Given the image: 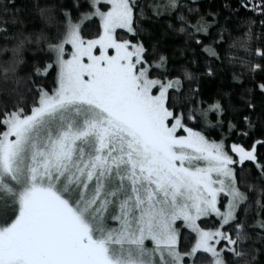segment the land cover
<instances>
[{"label":"snow or ice","instance_id":"6c2138e0","mask_svg":"<svg viewBox=\"0 0 264 264\" xmlns=\"http://www.w3.org/2000/svg\"><path fill=\"white\" fill-rule=\"evenodd\" d=\"M35 8L29 29L17 0H0V84L12 85L0 100V264H258L264 139L230 142L250 133L228 118L229 93L204 99L199 76L239 65L254 112L264 32L229 43L216 14L186 0ZM240 8L264 26V0ZM161 18L188 65L203 58L199 76L145 42V22Z\"/></svg>","mask_w":264,"mask_h":264},{"label":"trees","instance_id":"16d2710c","mask_svg":"<svg viewBox=\"0 0 264 264\" xmlns=\"http://www.w3.org/2000/svg\"><path fill=\"white\" fill-rule=\"evenodd\" d=\"M44 0H17V5L22 8L21 15L25 19V27L29 29L38 28L39 17L35 8L37 3H43ZM145 4L152 3V0H142ZM241 0H186V6L191 5L193 8L198 9L200 14L208 16L209 13H215L219 25L223 26L225 37L228 38V42L239 41L244 39L240 34L245 32L251 27L256 36L259 37L264 32V26L260 23V17L257 14L250 13L243 8H240L239 12H234V9L239 8ZM227 5V7H226ZM169 20L161 18L159 20L147 21L144 24L146 29L144 33L145 42L159 47L162 54L168 56L170 64L174 66L190 67L191 70L198 76L204 71L205 62L202 57L196 58L198 63L195 65H188L184 56L181 55L183 49V37L175 33L168 28ZM252 46L255 47L257 41H251ZM0 44H3V40L0 39ZM227 47V45H226ZM236 55H241L243 49L237 47L232 49ZM3 57H0L2 59ZM188 58L192 59L191 53H188ZM212 67L216 70V76L209 78L207 76H199V87L203 93L204 99H215L222 93H229L234 103L235 110L229 115V119H234V122H238L242 130L250 133L249 137L239 138L233 136L230 140L243 143L246 146L250 145L253 140L264 139V96H261L258 91L252 97V102L256 105L255 111L250 112L245 107V99L247 98L245 93L246 89L251 87V80L247 75L240 77L239 80H234V73L239 75L241 69L239 65L213 64ZM242 81V82H241ZM51 88L53 85L51 82L47 85ZM5 87H12V85L0 84V100L6 98L3 89ZM243 115H249L253 121V127L247 128L243 122ZM212 138H217V133H211ZM258 150L261 154H264V149ZM252 178L255 177V170H246ZM255 247H264L258 236H254ZM258 264H264V252H261L257 256Z\"/></svg>","mask_w":264,"mask_h":264}]
</instances>
